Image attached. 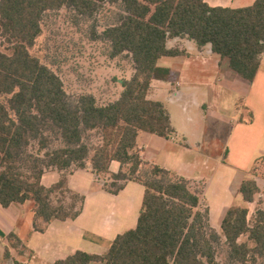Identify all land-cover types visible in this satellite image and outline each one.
Returning <instances> with one entry per match:
<instances>
[{"label": "trees", "instance_id": "trees-1", "mask_svg": "<svg viewBox=\"0 0 264 264\" xmlns=\"http://www.w3.org/2000/svg\"><path fill=\"white\" fill-rule=\"evenodd\" d=\"M103 3L118 6L117 19L93 39L109 43L111 58L129 55L133 74L118 82L115 99L101 105L91 93L68 94L30 48L44 13L69 8L91 17ZM0 36L8 44L0 50V204L31 203L33 229L43 232L53 220L80 214L84 196L66 185V176L77 169L89 168L111 194L128 181L145 188L136 226L117 235L104 254L78 250L53 264H219L217 248L223 245L239 264L264 256V200L252 222L247 206L228 208L218 233L202 190L144 161L136 150L140 131L163 137L174 131L164 105L147 96L153 79L172 78L158 60L182 53L169 48L168 39L187 36L199 47L208 45L232 71L252 81L264 53V0L239 8L213 7L205 0H0ZM93 130L101 131L96 146L85 141ZM50 134L60 141L53 149ZM113 160L121 164L117 173L109 170ZM49 170L62 177L45 187L41 177ZM239 192L247 203L260 189L247 178ZM244 235L247 240L240 242ZM8 242L16 249L21 245L14 234Z\"/></svg>", "mask_w": 264, "mask_h": 264}, {"label": "crops", "instance_id": "crops-1", "mask_svg": "<svg viewBox=\"0 0 264 264\" xmlns=\"http://www.w3.org/2000/svg\"><path fill=\"white\" fill-rule=\"evenodd\" d=\"M205 1L213 7L239 8L255 0ZM167 46L182 53L158 60L159 66L170 69L172 78L153 79L147 96L164 105L174 131L168 137L140 131L136 150L144 161L191 183L201 181L210 225L221 233L228 208L247 206L250 221L264 200V163L260 162L264 157V53L255 78L242 82L228 60L208 45L199 47L183 36L168 39ZM173 106H178V118ZM232 160L244 164L233 165ZM120 168L118 161H111L110 172L117 173ZM61 177L49 170L41 183L50 187ZM247 178L256 181L260 192L246 203L239 187ZM66 185L84 196L82 210L73 220L51 221L43 232L33 229L29 203L0 204V264H53L78 250L101 255L117 235L136 226L145 191L141 183L128 181L117 194H111L95 173L84 168L69 173ZM9 234L17 236L20 248L10 246Z\"/></svg>", "mask_w": 264, "mask_h": 264}, {"label": "rangeland", "instance_id": "rangeland-1", "mask_svg": "<svg viewBox=\"0 0 264 264\" xmlns=\"http://www.w3.org/2000/svg\"><path fill=\"white\" fill-rule=\"evenodd\" d=\"M118 11V6L110 3L101 4L91 17L80 15L69 8L48 11L42 16L41 33L30 48V53L61 78L68 94L91 93L96 97L98 104H107L118 93V82L133 74L129 55L121 54L111 58L109 43L93 39L94 34L102 32L116 21ZM7 46L4 37L0 36V50L6 51ZM233 74L242 82H246L235 72ZM172 111L178 118V106H173ZM99 132L101 131L88 132L85 141L91 146L101 144L102 137ZM51 136L48 148L53 149L60 145V141L54 135ZM260 162L264 163V157ZM232 164L244 163L232 160ZM189 185L193 189H202L201 181H190ZM54 197L61 198L59 194ZM29 204L31 206V203ZM246 240V235L239 239L240 242ZM216 255L219 264H239L230 259L228 249L224 245L217 248ZM246 264H264V256L258 257L255 263L249 261Z\"/></svg>", "mask_w": 264, "mask_h": 264}, {"label": "built area", "instance_id": "built-area-1", "mask_svg": "<svg viewBox=\"0 0 264 264\" xmlns=\"http://www.w3.org/2000/svg\"><path fill=\"white\" fill-rule=\"evenodd\" d=\"M96 180L100 182L102 181L97 175H96Z\"/></svg>", "mask_w": 264, "mask_h": 264}]
</instances>
